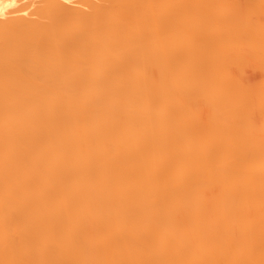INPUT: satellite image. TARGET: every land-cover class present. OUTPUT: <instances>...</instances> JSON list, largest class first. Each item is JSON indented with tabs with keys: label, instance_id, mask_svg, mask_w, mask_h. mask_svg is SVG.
I'll return each mask as SVG.
<instances>
[{
	"label": "bare ground",
	"instance_id": "6f19581e",
	"mask_svg": "<svg viewBox=\"0 0 264 264\" xmlns=\"http://www.w3.org/2000/svg\"><path fill=\"white\" fill-rule=\"evenodd\" d=\"M0 264H264V0H0Z\"/></svg>",
	"mask_w": 264,
	"mask_h": 264
}]
</instances>
